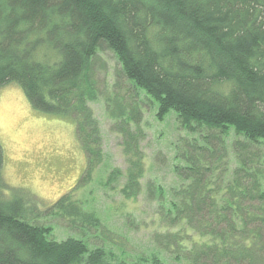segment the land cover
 <instances>
[{"label":"trees","instance_id":"trees-1","mask_svg":"<svg viewBox=\"0 0 264 264\" xmlns=\"http://www.w3.org/2000/svg\"><path fill=\"white\" fill-rule=\"evenodd\" d=\"M104 49L115 78L151 97L157 119L172 112L197 134L174 145L178 185L146 180L159 222L147 253L130 254L71 197L103 160L90 102L101 95ZM10 82L37 110L73 121L85 167L43 206L6 182L0 144V264H264V0H0V86ZM104 95L126 162L119 192L135 198L141 108ZM119 175L112 169L104 185ZM47 216L78 236L56 239Z\"/></svg>","mask_w":264,"mask_h":264},{"label":"rangeland","instance_id":"rangeland-1","mask_svg":"<svg viewBox=\"0 0 264 264\" xmlns=\"http://www.w3.org/2000/svg\"><path fill=\"white\" fill-rule=\"evenodd\" d=\"M99 56L101 95L90 105L100 126L103 160L94 170L92 180L77 187L71 197L85 211L99 218L108 235L122 242L130 254L147 253L153 247L151 233L159 229V222L156 201L146 199L144 194L146 180H154L165 191L178 185L180 179L172 170L178 162L174 158V145L179 137L197 134L188 133L172 112L157 119L156 104L151 97L123 77L115 78L119 66L113 53L104 49ZM113 82L115 87L112 88ZM104 94H117L124 104L131 101L141 108L144 174L141 192L135 198L126 199L119 192L126 162L121 137L112 130L113 119ZM0 144L4 154L2 175L6 182L30 192L43 206L52 204L71 190L85 167V156L76 139L73 121L37 110L14 82L0 86ZM112 169L120 170L121 175L114 181V187L105 186L104 181ZM44 221L53 227L56 239L78 236L60 217L47 216ZM91 231L98 234L97 230ZM88 240L91 246L103 242L95 237ZM114 251L119 250L115 248Z\"/></svg>","mask_w":264,"mask_h":264}]
</instances>
